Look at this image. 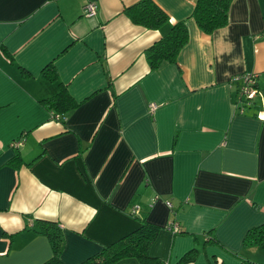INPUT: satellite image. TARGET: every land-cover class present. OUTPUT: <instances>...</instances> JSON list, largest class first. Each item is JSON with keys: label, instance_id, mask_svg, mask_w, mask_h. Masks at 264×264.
Here are the masks:
<instances>
[{"label": "crops", "instance_id": "1", "mask_svg": "<svg viewBox=\"0 0 264 264\" xmlns=\"http://www.w3.org/2000/svg\"><path fill=\"white\" fill-rule=\"evenodd\" d=\"M138 1L0 0V264L51 258L37 220L59 230L62 264L141 220L158 229L149 255L160 264L190 250L187 264H264V250L242 244L264 224V0H232L210 35L194 0H152L160 30L123 14ZM177 22L186 44L149 69L145 50ZM244 75L257 95L241 113ZM61 89L74 106L58 120L42 103ZM174 221L180 233L167 230Z\"/></svg>", "mask_w": 264, "mask_h": 264}, {"label": "trees", "instance_id": "2", "mask_svg": "<svg viewBox=\"0 0 264 264\" xmlns=\"http://www.w3.org/2000/svg\"><path fill=\"white\" fill-rule=\"evenodd\" d=\"M232 0H194L191 18L196 27L205 35L221 29L227 24V11ZM123 14L136 26L147 30H160L167 25L166 15L153 3L152 0H139L135 4L123 9ZM82 15H84L82 13ZM187 42V29L183 22L169 25L165 33L145 50V59L149 69L154 70L164 63H174L180 50ZM251 77V76H250ZM53 79L52 76H50ZM252 78V77H251ZM252 97L242 96L237 90L234 106L239 110L249 108L254 104L257 95L255 83L252 79L250 87ZM248 97V98H247ZM52 110V116L61 120L62 114L74 106L68 94L61 89L51 99L42 103ZM242 113V112H241ZM264 123V119L262 120ZM37 232L45 235L51 243V258L43 264H62L59 254L62 248L61 235L55 224L37 220ZM169 230V225L167 226ZM158 229L145 220H141L138 227L127 236L101 248L95 255L80 264H113L124 258H134L139 264H160L159 260L149 255V248L155 239ZM171 231V230H169ZM181 232V231H180ZM177 225V232L180 233ZM213 242L211 238L209 240ZM243 247L261 245L264 247V224L249 230L242 241ZM195 250L187 252L179 264L192 263L195 259ZM249 264V263H245Z\"/></svg>", "mask_w": 264, "mask_h": 264}, {"label": "built area", "instance_id": "3", "mask_svg": "<svg viewBox=\"0 0 264 264\" xmlns=\"http://www.w3.org/2000/svg\"><path fill=\"white\" fill-rule=\"evenodd\" d=\"M94 6L88 5L84 8L83 10V14L84 16L90 17L94 14ZM243 81H241V87L239 88L238 91H240V94L242 96L244 95H248V97H252V92H250V87L252 85V78L250 76H241L240 77ZM247 97V98H248ZM152 109L154 108V106L151 107ZM239 112H241V110H239ZM20 145V142H14L12 143L10 146L11 148H16ZM169 230H171L172 233H176L177 232V224L176 223H172L169 225Z\"/></svg>", "mask_w": 264, "mask_h": 264}, {"label": "rangeland", "instance_id": "4", "mask_svg": "<svg viewBox=\"0 0 264 264\" xmlns=\"http://www.w3.org/2000/svg\"><path fill=\"white\" fill-rule=\"evenodd\" d=\"M260 95L258 94V97H259ZM152 201V200H151ZM151 201L149 200V203H148V206L150 207L151 206ZM163 204L165 205V207L167 208V210L169 209L170 210V202L169 201H165V202H163ZM169 210H168V212H169ZM171 215L173 214V213H170ZM170 223V222H169ZM174 223H175V221H174ZM251 248V252L253 253V252H256V250L258 249V250H264V247H262L261 245H256V246H251L250 247Z\"/></svg>", "mask_w": 264, "mask_h": 264}]
</instances>
